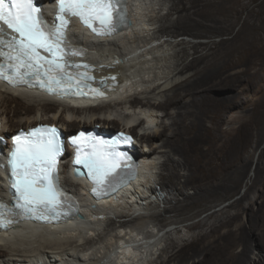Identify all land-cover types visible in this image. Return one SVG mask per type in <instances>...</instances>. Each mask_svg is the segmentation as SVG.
Segmentation results:
<instances>
[{"label":"bare ground","instance_id":"bare-ground-1","mask_svg":"<svg viewBox=\"0 0 264 264\" xmlns=\"http://www.w3.org/2000/svg\"><path fill=\"white\" fill-rule=\"evenodd\" d=\"M235 1L239 8L230 6L229 0L219 10V0L200 3L215 6L204 13L207 17L222 12L231 13L235 20L249 8L246 0ZM129 11L127 29L109 38L93 39L77 27L70 29L73 38L89 46L84 59H97L98 67H103L97 73L98 83L106 85L111 77L124 80L113 95L124 93L126 97L78 107L68 100L0 84V136H12L39 124L59 125L69 135L94 125L111 132L129 128L136 140V152L145 157V174L118 193L117 206L111 200L98 209L84 210L82 225L76 218L57 226L26 223L15 230H0V262L129 264L136 254L146 257V250L152 255L153 243L164 234L165 247L155 260H147L148 264H264V178L259 177L261 169L264 175V154L245 193L222 206L244 182L250 163L247 145L251 125L245 115L237 126L226 118L230 109L244 108L238 100L241 90L235 95L219 94L218 89L227 92L226 84L198 90V60L223 49L220 43L198 42L210 33L201 31L206 23L194 18L198 0H130ZM258 15L264 17L255 13ZM204 20L212 21L216 29L215 19ZM188 24L192 29L187 31ZM172 51V68H159L168 62ZM188 57L192 59L188 61ZM105 60L118 61V65ZM204 82L205 78L199 84ZM147 122L156 127L144 129ZM67 167L68 162H63V184L80 190L83 182L72 180ZM152 174L157 178L154 185L149 184ZM143 179V185L134 187ZM188 187L193 193L186 192ZM5 191L0 175V194ZM83 194L87 195L84 187ZM250 194L261 200L257 209L245 205ZM149 208L151 214L140 211ZM203 213H207L204 218L188 223ZM128 239L140 247L123 249L120 243Z\"/></svg>","mask_w":264,"mask_h":264},{"label":"snow or ice","instance_id":"snow-or-ice-1","mask_svg":"<svg viewBox=\"0 0 264 264\" xmlns=\"http://www.w3.org/2000/svg\"><path fill=\"white\" fill-rule=\"evenodd\" d=\"M55 2L57 11L49 23L38 0H0V25L10 30L0 27V81L12 87L38 86L57 96H102L101 88L89 83L93 80L89 66L68 59L84 55L67 42L69 18H77L97 36H111L128 26L127 0ZM130 140L131 137L123 136L122 140L98 141L81 133L71 141L78 146L74 163L88 170L87 178L92 181V192L97 198L113 188L120 176V160L128 159L116 152L115 145ZM13 143L6 163L0 164V169L8 174L11 201H0V228L18 219L59 221L77 213L73 197L59 184L57 162L63 146L57 130L35 128L16 136ZM126 166L131 168L130 164Z\"/></svg>","mask_w":264,"mask_h":264},{"label":"rangeland","instance_id":"rangeland-1","mask_svg":"<svg viewBox=\"0 0 264 264\" xmlns=\"http://www.w3.org/2000/svg\"><path fill=\"white\" fill-rule=\"evenodd\" d=\"M228 1L229 0H219V3L217 4V9L219 10L221 6L225 7L227 4H229ZM246 1L247 4H249L248 10L242 12L239 15V18L235 20L234 18H232L233 16L230 15L231 13L223 14L222 12L215 13L213 16L207 17V15L204 13L213 10L215 6H210L206 4L204 5L203 2L200 3V0H198V15H194L195 19L198 18L199 23H201V21H204L206 23L203 28L200 27V30H207L210 32L208 35L209 37L205 38L204 40L198 39V42L203 41L208 44L220 43L223 47V49L220 50L222 52L213 51L208 57L198 60V86L201 85V88L198 87V90L208 89L213 86H218L219 88L223 85L225 86V84L228 87L227 92L224 91V89L219 90L217 88V92L219 94L223 93L235 95L236 93L238 94L241 90V92L239 93L238 100L241 104V107L243 106L244 108L242 109V111H240L239 109L237 110L236 107L230 109L226 113V116L228 115L226 118H228V123H231L232 126H237V122L245 115L248 117V121L251 125V137L247 145V152L249 154L250 163L245 170L244 182L241 184V187L238 188V190H236L232 195H230V198L224 204H222V206H225L231 201L240 198L245 193V191L247 190V183L251 184V181L249 180L250 177H252L253 179L258 172L256 167H258L259 165V157L261 153L264 154V17H260L259 15L255 16V13L257 12L264 16V0ZM230 6L236 9L237 7L239 8V3L235 0H230ZM167 7L168 6H165V12ZM175 17L176 16H174L173 19ZM204 19H215L217 23L216 29L213 27L212 21H205ZM200 25L201 24H198V27ZM186 27L188 31V29H192V24H188ZM204 52L205 51H202V53ZM174 54L175 53L172 51L170 55L167 56L168 62H162V64L159 65V68H166L168 66L172 68ZM191 59L192 57H188V61H190ZM207 72H209V74ZM208 77L209 79L206 80ZM203 78H205L206 83L204 82L202 84H199V81L203 80ZM131 113L133 114V112ZM160 114H164V112L161 111ZM136 116L139 117V115L135 114L134 117L136 118ZM165 122L168 121L166 120ZM155 127V123L149 122L148 124L147 122V126L144 129L150 130ZM226 127L227 122L222 125L223 129H226ZM160 161H162V159L158 158L157 162L160 163ZM154 171L159 172L160 169H155ZM152 177H150L149 179V184L154 185L153 182L157 181V178L153 174ZM259 177L264 178L263 169H261ZM150 180H152V182ZM186 192L193 193V190L191 187H188L186 189ZM260 201L255 200L254 194H250L249 199L245 202V205L257 209L261 203ZM145 208L147 207L145 206ZM164 208L165 207L163 205L160 209L164 210ZM196 210H194V212ZM140 211L145 212L146 215H148L149 213L151 214V212H153V210H150V208L143 209ZM206 215L207 213H203L200 216L195 217L193 220H190L188 223L204 218ZM149 226L151 227L150 223ZM180 228H182V226ZM184 233L186 232L184 231ZM164 247L165 236L164 234H161L158 237L157 241H155V244L153 243V246L151 248V250H154L152 252L153 254H147V259L142 260V262L140 263L148 264L147 260L151 258L155 260ZM148 253H150V251H148Z\"/></svg>","mask_w":264,"mask_h":264}]
</instances>
